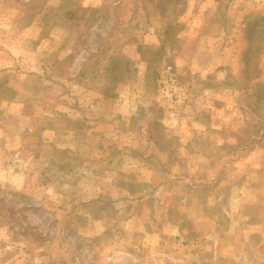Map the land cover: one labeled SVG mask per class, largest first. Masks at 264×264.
<instances>
[{
  "label": "rangeland",
  "instance_id": "rangeland-1",
  "mask_svg": "<svg viewBox=\"0 0 264 264\" xmlns=\"http://www.w3.org/2000/svg\"><path fill=\"white\" fill-rule=\"evenodd\" d=\"M195 43L212 49L200 54ZM168 66L171 85L161 82ZM204 83L210 95L201 99L214 107L245 105L214 117L232 119L231 135L247 139L227 149L237 171V156L247 160L264 138V0H0V264H95L85 236L110 229L108 216H118L114 231L126 228L128 213L109 204L121 200L119 163L97 156L80 167L78 152L144 148L149 130L117 119L115 138L97 126L120 117L115 105L127 100L134 124L146 107L162 106L155 115L169 126L156 124L154 137L170 151L168 137L188 135L180 124ZM197 147L207 150L204 141Z\"/></svg>",
  "mask_w": 264,
  "mask_h": 264
},
{
  "label": "crops",
  "instance_id": "crops-1",
  "mask_svg": "<svg viewBox=\"0 0 264 264\" xmlns=\"http://www.w3.org/2000/svg\"><path fill=\"white\" fill-rule=\"evenodd\" d=\"M195 44L200 54H209L212 49L206 47L208 43ZM185 53L181 48V58L186 57ZM204 84L191 105L190 121L180 124L188 135L168 137V142L176 144L173 149L169 144L170 151L162 150V140L154 137L156 124L164 129L169 126L166 121L162 122V115H155L162 112V106L146 107L143 116L138 113L142 120L134 124L130 115L136 113L135 104L127 100L126 104L115 105L120 117L101 120L97 126L110 127V134L116 133L115 138L121 135L117 119L124 121L127 127L136 125L142 134L149 130L147 141L144 137V148L125 149L114 155L78 152L80 167H86L87 163L93 165L97 156L106 159L98 163L108 159V164L119 163L116 170L122 178L117 183L121 200L109 204L116 212L125 206L124 211L128 213L126 228L120 224L119 230L114 231V224L119 223L118 216H108L105 217L110 219L106 220V227L109 225L110 229L95 233L93 238L85 236L88 240L86 252L93 254L95 264H264L263 134L256 139L252 156L247 160L237 156V159L242 158V163L240 161L237 171L232 169L227 164L232 158L228 150L247 139L241 134L231 135L232 119L215 123L214 117L225 112L230 117L231 110L240 112L245 105L235 108L226 102L221 109L214 107L208 103L209 99H201L204 94L210 95L208 83ZM220 93L225 97L232 91ZM99 106L96 105L94 111H98ZM225 120L231 121L225 124ZM80 127L77 136L74 129L66 133L68 144L71 138H80ZM213 128L222 131L213 132ZM202 129L210 135L206 133L203 139H198L196 133ZM202 141L207 150L199 152L197 145ZM215 147L224 150L214 151Z\"/></svg>",
  "mask_w": 264,
  "mask_h": 264
},
{
  "label": "built area",
  "instance_id": "built-area-1",
  "mask_svg": "<svg viewBox=\"0 0 264 264\" xmlns=\"http://www.w3.org/2000/svg\"><path fill=\"white\" fill-rule=\"evenodd\" d=\"M176 78V69L173 66H168V68L165 71V75L162 76L161 78V82L162 84H167V85H171L172 83H174ZM168 90H172L171 88H169Z\"/></svg>",
  "mask_w": 264,
  "mask_h": 264
},
{
  "label": "trees",
  "instance_id": "trees-1",
  "mask_svg": "<svg viewBox=\"0 0 264 264\" xmlns=\"http://www.w3.org/2000/svg\"><path fill=\"white\" fill-rule=\"evenodd\" d=\"M108 61L110 63L109 70H111V68H112L114 70V72H115V75L114 76L116 77V79H118V76H119V72H118L119 67L117 68V65L119 64V62L117 60H115L114 58H110ZM81 77H83V75H81ZM107 94H109V93H107Z\"/></svg>",
  "mask_w": 264,
  "mask_h": 264
}]
</instances>
